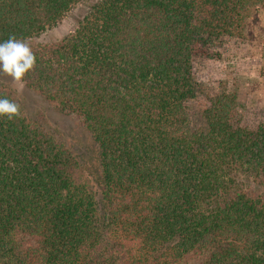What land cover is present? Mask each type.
Returning <instances> with one entry per match:
<instances>
[{
    "label": "trees",
    "instance_id": "obj_1",
    "mask_svg": "<svg viewBox=\"0 0 264 264\" xmlns=\"http://www.w3.org/2000/svg\"><path fill=\"white\" fill-rule=\"evenodd\" d=\"M87 0H0L27 44ZM264 0H91L29 46L23 78L92 140L95 166L25 112L0 118V264H264V124L238 94L192 112L197 57L244 36Z\"/></svg>",
    "mask_w": 264,
    "mask_h": 264
},
{
    "label": "rangeland",
    "instance_id": "obj_2",
    "mask_svg": "<svg viewBox=\"0 0 264 264\" xmlns=\"http://www.w3.org/2000/svg\"><path fill=\"white\" fill-rule=\"evenodd\" d=\"M90 3L91 0H87L72 8L57 26L31 40L28 46L57 43L73 33ZM214 52L220 56L194 59L193 72L199 95L189 104L192 112L208 106L214 94L228 90L240 98L243 127L254 129L264 124V12L250 22L244 36L229 39ZM0 83L18 94L31 119L44 121L48 131L72 145L90 166H95L92 140L76 118L59 114L41 96L29 91L23 82L14 81L2 72Z\"/></svg>",
    "mask_w": 264,
    "mask_h": 264
},
{
    "label": "clouds",
    "instance_id": "obj_3",
    "mask_svg": "<svg viewBox=\"0 0 264 264\" xmlns=\"http://www.w3.org/2000/svg\"><path fill=\"white\" fill-rule=\"evenodd\" d=\"M36 57L28 44L15 36L0 41V72L14 81L22 82L28 72L33 70ZM20 116V106L13 100L0 97V118L13 120Z\"/></svg>",
    "mask_w": 264,
    "mask_h": 264
}]
</instances>
